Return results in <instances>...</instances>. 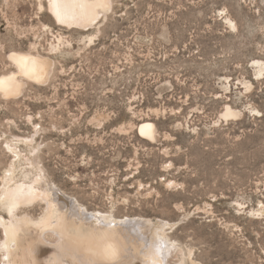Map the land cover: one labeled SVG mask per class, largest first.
<instances>
[{
	"label": "rangeland",
	"instance_id": "374dc122",
	"mask_svg": "<svg viewBox=\"0 0 264 264\" xmlns=\"http://www.w3.org/2000/svg\"><path fill=\"white\" fill-rule=\"evenodd\" d=\"M110 1L82 25L0 0V74L11 51L53 61L0 94V188L8 141L89 211L144 219L149 239L163 227L185 264H264V0Z\"/></svg>",
	"mask_w": 264,
	"mask_h": 264
},
{
	"label": "bare ground",
	"instance_id": "6f19581e",
	"mask_svg": "<svg viewBox=\"0 0 264 264\" xmlns=\"http://www.w3.org/2000/svg\"><path fill=\"white\" fill-rule=\"evenodd\" d=\"M49 1L55 16L76 19L82 25L92 24L100 12L111 6L110 0ZM229 21L236 27L233 21ZM9 57L16 70L0 74V82H3L0 83V94L3 97L21 93L25 80L47 81L53 64L49 57L24 51H11ZM257 71L262 72L263 68L259 67ZM224 114L234 115L236 112L228 106ZM139 127L141 133L155 138L152 124ZM29 140L32 142L33 138ZM4 145L12 153L13 161L4 171L0 188L3 264H78L80 257H86L94 264H170L173 250L180 257L175 264H185L183 249L169 239L163 227H156L149 239L143 231L141 222L144 219L114 218L111 213L89 211L55 186L37 153L28 157L27 165L23 167L19 163L22 154L17 145L8 141ZM35 203L44 205L38 219L27 214V208ZM146 221L147 227L152 226L150 220ZM68 226L86 236L94 253H85L80 246L69 247L65 239ZM109 246L115 252L112 258L104 255L103 250Z\"/></svg>",
	"mask_w": 264,
	"mask_h": 264
},
{
	"label": "clouds",
	"instance_id": "9594fccd",
	"mask_svg": "<svg viewBox=\"0 0 264 264\" xmlns=\"http://www.w3.org/2000/svg\"><path fill=\"white\" fill-rule=\"evenodd\" d=\"M65 239L69 247L80 246L85 253H94L95 251L92 247L88 246L86 236L71 226H68L66 229Z\"/></svg>",
	"mask_w": 264,
	"mask_h": 264
},
{
	"label": "snow or ice",
	"instance_id": "6c2138e0",
	"mask_svg": "<svg viewBox=\"0 0 264 264\" xmlns=\"http://www.w3.org/2000/svg\"><path fill=\"white\" fill-rule=\"evenodd\" d=\"M21 67L23 68L24 65L21 64ZM0 83H3V82H0ZM103 251H104V255H105L106 257L112 258V257H114V255H115L114 250L111 249L110 246L107 247V248H105ZM78 264H94V262H93L92 260L86 258V257H80V259H79V261H78Z\"/></svg>",
	"mask_w": 264,
	"mask_h": 264
}]
</instances>
